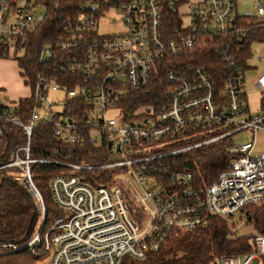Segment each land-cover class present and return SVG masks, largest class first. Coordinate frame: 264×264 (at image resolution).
<instances>
[{
	"label": "built area",
	"instance_id": "built-area-1",
	"mask_svg": "<svg viewBox=\"0 0 264 264\" xmlns=\"http://www.w3.org/2000/svg\"><path fill=\"white\" fill-rule=\"evenodd\" d=\"M111 8L118 9L125 29L103 34L100 20ZM169 13L178 15L170 28ZM48 22L54 29L45 34ZM249 24L264 27V0H255L244 13L238 0H0L4 52L22 56L33 36L40 32L43 39L26 120L14 114L18 104L0 95V121L16 123L27 134L21 147L26 157L17 151L11 164H24V182L43 221L45 205L30 163L75 170L51 175L52 194L64 215L45 236L48 255L37 253L43 257L38 264H120L126 254L145 258L170 235L200 227L210 215H243L233 231L246 223L242 210L264 201V152L254 153L264 115L250 113L245 88L246 70L260 68L254 84L264 89V40L248 42ZM202 49L220 56L226 66L220 77L195 66L193 55L186 58ZM153 81L154 99L137 104L140 99L130 98L132 88ZM60 91L63 97L54 94ZM40 123L53 125L62 147L87 139L98 148L105 144L107 162L31 158L30 140ZM244 130L253 138L234 142L232 136ZM229 138L225 169L212 183L196 184L180 156ZM97 169L107 172L85 174ZM40 242L38 233L28 244ZM19 249L0 245V254ZM203 264H264V234L254 233L248 253Z\"/></svg>",
	"mask_w": 264,
	"mask_h": 264
},
{
	"label": "trees",
	"instance_id": "trees-1",
	"mask_svg": "<svg viewBox=\"0 0 264 264\" xmlns=\"http://www.w3.org/2000/svg\"><path fill=\"white\" fill-rule=\"evenodd\" d=\"M68 1L74 3L77 0ZM66 8L64 6L62 10ZM59 12L61 13V9ZM165 20V24L170 28L178 21V15L169 13ZM52 25L48 22L43 26L45 34L54 29V25ZM249 26L248 42L253 39L264 40L263 26L256 24H249ZM40 36V32L33 36L30 46L22 56L4 52V47L0 43V59H13L20 69L24 85L28 87L29 93L26 96L10 98L12 103L19 105V110L14 114L19 115L23 121L26 120L32 105V87L35 76L40 71V64L37 61L38 49L43 40ZM214 50L190 51L186 53V58L193 55L195 66L205 67L210 74L220 77L226 66ZM155 92L156 84L153 81L148 86L132 88L130 98L140 99L136 103L141 104L154 99ZM0 95H5L3 87H0ZM70 103L71 101L68 105ZM0 124L4 131L3 136H0V245L20 248L17 251L0 254V264H38L43 257L38 256L37 253L43 252L45 256L48 255V251H45V236L50 233L55 220L64 215V210L56 205L52 194L51 175L69 172L70 168L51 162L30 163L33 183L45 205L43 221L37 198L24 182L27 178V173L23 168L24 164H11L16 159L17 151L21 158L26 157V153L21 147L28 143L27 134L20 125L8 120L1 119ZM227 141H231V138L201 146L180 156L183 165L187 170L192 171L196 184L212 183L225 169L228 156L223 147ZM30 146L33 159L59 156L62 160L71 163L104 164L107 162L105 144L98 148L87 139L84 145L62 147L54 137L51 124L35 125ZM103 172L107 171L97 169L85 172V174L97 176ZM92 185H96V183L93 182ZM242 213L248 216L246 222L253 225L255 232L264 234V201L247 205ZM232 218L233 216L210 215L204 225L190 230H178L175 234L170 235L159 250L148 251L145 258L136 259L130 254H126L120 264H203L212 262L218 256L244 254L252 251L254 233L239 235L238 230L233 231L236 224ZM243 218L241 215L240 219ZM38 233L41 242L29 245L28 243Z\"/></svg>",
	"mask_w": 264,
	"mask_h": 264
},
{
	"label": "rangeland",
	"instance_id": "rangeland-1",
	"mask_svg": "<svg viewBox=\"0 0 264 264\" xmlns=\"http://www.w3.org/2000/svg\"><path fill=\"white\" fill-rule=\"evenodd\" d=\"M194 1V0H192ZM196 1V0H195ZM255 0H238V11L244 13L245 11H251L253 9V3ZM183 12L186 11V6L182 7ZM100 31L103 34H109L114 32H120L125 29V25L121 21L118 9L111 8L108 10L105 17L101 20ZM185 23H188V19H185ZM252 58L250 61H253ZM260 68L258 69H247L245 72V88L248 94V102L250 113L252 115H264V108L261 107V101L264 98V89H261L254 84V78L259 74ZM0 86L4 87L6 90V96L16 99L21 96H26L28 92V87L24 85V81L20 75V69L16 65L13 59L2 60L0 59ZM60 97H63V92H56ZM59 104V103H58ZM56 108H61L58 105ZM254 136V133L250 130H244L242 132L236 133L232 136V140L237 143H243L249 141ZM264 152V129H259L256 132V145L254 153ZM75 172L74 169L70 170ZM241 214H237L232 218V221L236 225L242 222L240 219ZM255 233L254 227L251 223L246 222L241 225L238 229L239 235H246Z\"/></svg>",
	"mask_w": 264,
	"mask_h": 264
},
{
	"label": "crops",
	"instance_id": "crops-1",
	"mask_svg": "<svg viewBox=\"0 0 264 264\" xmlns=\"http://www.w3.org/2000/svg\"><path fill=\"white\" fill-rule=\"evenodd\" d=\"M0 87H2V86H0ZM4 88V87H3ZM5 94H6V90H5Z\"/></svg>",
	"mask_w": 264,
	"mask_h": 264
},
{
	"label": "water",
	"instance_id": "water-1",
	"mask_svg": "<svg viewBox=\"0 0 264 264\" xmlns=\"http://www.w3.org/2000/svg\"><path fill=\"white\" fill-rule=\"evenodd\" d=\"M40 231H41V228H40ZM40 231H39V232H40Z\"/></svg>",
	"mask_w": 264,
	"mask_h": 264
}]
</instances>
